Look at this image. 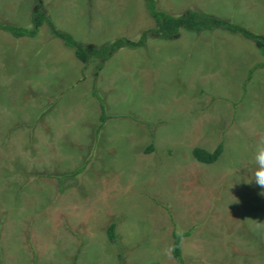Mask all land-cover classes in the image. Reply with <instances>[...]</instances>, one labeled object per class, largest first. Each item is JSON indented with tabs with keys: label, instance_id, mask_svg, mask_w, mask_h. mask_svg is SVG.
<instances>
[{
	"label": "rangeland",
	"instance_id": "374dc122",
	"mask_svg": "<svg viewBox=\"0 0 264 264\" xmlns=\"http://www.w3.org/2000/svg\"><path fill=\"white\" fill-rule=\"evenodd\" d=\"M157 1L264 35V0ZM40 6L86 46L154 26L143 0ZM35 9L0 0V23L29 28ZM260 63L238 36L181 31L96 71L45 27L35 38L0 32V264H178L175 225L191 232L184 264H264V194L241 168L264 139V69L248 76ZM93 88L109 117L98 133ZM219 143L215 163L193 159Z\"/></svg>",
	"mask_w": 264,
	"mask_h": 264
},
{
	"label": "trees",
	"instance_id": "16d2710c",
	"mask_svg": "<svg viewBox=\"0 0 264 264\" xmlns=\"http://www.w3.org/2000/svg\"><path fill=\"white\" fill-rule=\"evenodd\" d=\"M35 1L36 9L31 13L29 28L18 27L8 23H0V32L8 34L14 39L35 38L39 29L45 27L49 37L59 40L67 51L73 52V55L78 61L84 65L96 63V71L101 70L104 64L108 62L116 52L122 49L136 50L144 48L149 36L162 41H171L176 39L181 31L197 34L222 31L235 35L244 41L252 43L259 54L264 57V35L248 30L232 20L207 14L198 9L189 8L182 13H171L161 9L157 0H143L145 11L154 23L152 28L138 30L135 37L132 39L119 37L106 41L99 46H86L76 41L70 33L58 29L52 19L40 6L41 0ZM256 69H264V63L256 64L249 71L248 76ZM91 95L94 97L100 112V125L96 131V133H98L100 129L104 127L107 120H109V117L106 114V107L102 97H100L94 88ZM222 153L223 144L219 143L212 152H208L201 148H194L192 150V157L200 164L211 165L218 160ZM82 170L83 167L78 169L74 174H79ZM115 230L116 224L115 222H111L106 229L107 238L111 243L116 242ZM190 235V231L180 232L175 225L172 232L173 243L171 254L178 264H184L183 241L190 237ZM71 264H77L76 260H73Z\"/></svg>",
	"mask_w": 264,
	"mask_h": 264
},
{
	"label": "clouds",
	"instance_id": "9594fccd",
	"mask_svg": "<svg viewBox=\"0 0 264 264\" xmlns=\"http://www.w3.org/2000/svg\"><path fill=\"white\" fill-rule=\"evenodd\" d=\"M248 164V167H241L245 170L244 177H248L246 180L243 179L244 183L258 187L261 194H264V139L258 142V147Z\"/></svg>",
	"mask_w": 264,
	"mask_h": 264
}]
</instances>
